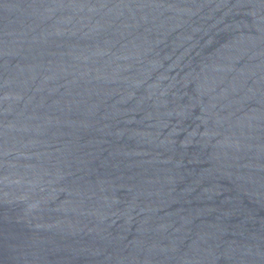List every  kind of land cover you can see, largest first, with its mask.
<instances>
[{
	"label": "water",
	"instance_id": "1",
	"mask_svg": "<svg viewBox=\"0 0 264 264\" xmlns=\"http://www.w3.org/2000/svg\"><path fill=\"white\" fill-rule=\"evenodd\" d=\"M0 264H264V0H0Z\"/></svg>",
	"mask_w": 264,
	"mask_h": 264
}]
</instances>
